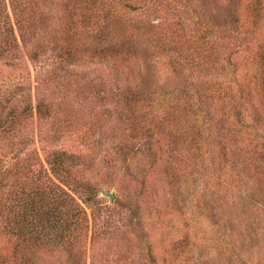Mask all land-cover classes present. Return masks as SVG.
<instances>
[{"label": "trees", "instance_id": "obj_1", "mask_svg": "<svg viewBox=\"0 0 264 264\" xmlns=\"http://www.w3.org/2000/svg\"><path fill=\"white\" fill-rule=\"evenodd\" d=\"M0 17L11 44L0 54L23 47L42 62L37 119L49 124L52 138L85 124L102 144L104 131L98 136L96 128L111 123L122 133L112 135L107 153L145 160L134 176H143L140 186L126 184L123 198L110 200L85 178L80 155L43 146L47 165L41 161L27 129L31 96L21 108L0 102V264H87L89 237L91 264L102 255L113 264H173L191 253L188 228L168 256L156 244L146 177L162 164L175 188L167 204L182 215L181 230L190 226L185 205L191 210L199 181L208 196L212 178L235 177L236 202L244 204L248 168L264 193V136L253 139L244 118L245 102L256 99L264 124V41L252 42L264 30V0H0ZM233 42L238 47L230 51ZM243 53L250 70L231 81L226 68ZM223 196L221 205L232 210L233 199ZM3 241L12 249L4 252ZM100 244L107 246L101 256Z\"/></svg>", "mask_w": 264, "mask_h": 264}, {"label": "rangeland", "instance_id": "obj_2", "mask_svg": "<svg viewBox=\"0 0 264 264\" xmlns=\"http://www.w3.org/2000/svg\"><path fill=\"white\" fill-rule=\"evenodd\" d=\"M8 10L11 12L10 6H8ZM218 11L219 8H214L212 10L213 15ZM246 16L247 14H245V18ZM186 17L189 20L191 19V27H193L195 25V18H193L191 9L188 11ZM215 17H217L214 18L216 22L222 19L219 15H215ZM9 20L14 22V18L12 17ZM3 23L4 17H0V27ZM134 33L136 35L141 34L137 30ZM255 36L256 39L254 40L253 36L252 42L256 40L264 41V30L256 33ZM18 40L21 42L20 35H18ZM5 43L3 34L0 33V47L6 44L7 46L11 45L9 42ZM229 45L230 51L238 47V44L235 42ZM9 52V56H7V53L4 55L0 54V102L3 101L4 105L7 106L6 109H10L13 106L20 107V104L23 103V98L31 96L33 108L31 112L34 115L30 116L27 120V129H29L31 138L35 135V142L31 143L30 146L37 149L41 161L45 166L47 164L44 160L43 146L49 149H64L80 155V163L85 167V178L96 183L101 188V196L114 200L102 192L103 190H110L116 193V198L121 199L123 198V187L126 184L136 182L140 186L143 176L138 177V179L134 176L136 175V171L144 166L145 160L143 157L138 156L135 159L124 161V156L121 153H107V147L116 138L113 136H119L122 133V128L114 132L111 123L97 127L96 134L98 136L102 131L105 134L102 144L95 140V136L89 137V133L86 131L88 126L85 124L65 129L56 139L51 137L49 124L44 120L39 123L37 119V94L39 92L42 93L44 90L43 78L45 70L41 67L42 62L31 59L27 48L22 47L19 50L13 48ZM240 55L241 57L237 59L231 57L232 65L226 68L231 81H237L241 78L240 74L242 75L245 71L250 70L248 61L247 64H244L246 60L243 55L246 56V53ZM236 62H238V65ZM224 75L226 74L222 73V76ZM250 88L255 94L256 85L253 79ZM245 103L247 107L244 108V118L247 122H250L248 126L250 128L253 127V139L259 140L261 135L264 136V124L259 121L258 116L255 114L259 108V102L255 99L252 103ZM41 129L42 134L38 135ZM113 132L116 134H113ZM111 150L114 151L110 148ZM127 164L130 166L129 172L125 167ZM37 167L39 166L37 165ZM165 172L166 170L162 164V167L150 169L146 177L153 191V194L150 195V200L156 207L154 210L155 217L153 218L156 230L155 240L162 258L168 256L167 251L172 241L185 236L188 228L190 230L188 235L191 241V253H184L178 256L174 259L173 264H184L181 260H191V264H264V193L254 181L253 175H251L254 171L251 172L248 168L243 170L245 178L243 177L242 180L247 183L241 184V187L243 186L244 195L248 196L244 204L236 202L240 197H238V190L234 192L237 185L235 184L237 181L235 177L227 178L225 174H220V177L215 182L212 178L210 180L211 191L208 193V196L202 192L203 182L199 181L200 183H197L195 190L194 187L191 189V191H194L191 194V210L185 205L187 214L191 217L188 219L190 226L185 227L183 230H181V223L184 225L182 215L167 204L166 199L170 196L171 192H174L175 188L171 182V178L167 177ZM227 179L229 180L227 181ZM223 195L233 199L227 202L230 204L232 210L226 211L228 208L221 205L222 201L226 199H224ZM126 235L128 236V234ZM84 244L87 247V264H91L90 237ZM13 245L12 241H3V251L11 250ZM96 249L100 253L99 256H101V253L107 250V246L100 244ZM112 249L114 250V248ZM99 259L98 264H113L111 260H108L111 259L110 255H102ZM164 263L167 264L168 261L162 262V264Z\"/></svg>", "mask_w": 264, "mask_h": 264}, {"label": "water", "instance_id": "obj_3", "mask_svg": "<svg viewBox=\"0 0 264 264\" xmlns=\"http://www.w3.org/2000/svg\"><path fill=\"white\" fill-rule=\"evenodd\" d=\"M104 195L109 196L111 199L116 198V193L110 190H103L102 191Z\"/></svg>", "mask_w": 264, "mask_h": 264}]
</instances>
